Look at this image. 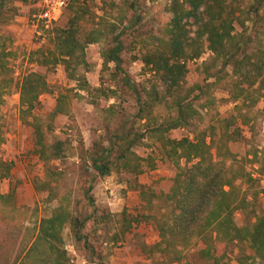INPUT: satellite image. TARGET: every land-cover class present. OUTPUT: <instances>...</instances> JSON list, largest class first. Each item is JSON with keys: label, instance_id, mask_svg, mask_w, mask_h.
<instances>
[{"label": "trees", "instance_id": "obj_1", "mask_svg": "<svg viewBox=\"0 0 264 264\" xmlns=\"http://www.w3.org/2000/svg\"><path fill=\"white\" fill-rule=\"evenodd\" d=\"M168 1L160 11L157 32L134 34L136 43L144 49L140 59L153 73L142 89L123 67L124 31L119 28L125 14L104 11L99 15L94 0H71L63 25L51 22L46 26V18L42 17L39 29L45 41L28 53L21 54L18 47L6 45L0 33V39L4 38L0 42V151L6 138L1 108L6 96L15 91L19 93L21 119L28 122L31 118L34 152L45 164L46 185L52 182L58 186L61 182L62 169L52 166V162L73 155L99 176L116 172L138 177L145 168L158 169L164 161L143 157L135 150L146 138L159 143L164 158L173 165L157 183L136 185L144 208L136 214L98 205L90 184L84 193L85 204L77 213L71 209L70 195L56 191L50 197L57 199L51 215L33 227L26 224L27 209L17 204L15 191L0 192V235L15 236V242L20 243L12 260L9 251L1 253L9 264H70L63 233L66 227L89 260L109 264L103 249L134 237L138 225L149 220L155 223L159 239L143 248L159 254L161 264L191 262L188 250L193 244L198 246V258L208 264H264V209L258 212L253 207L257 192L249 199L235 183L239 176L246 178L249 186L264 178V149L253 153L261 159L258 178L243 167L233 170L234 166L228 164L241 160L240 124H251L249 110L264 98V0ZM14 3L0 0V25L17 11ZM105 41L108 44L101 51L103 66L112 68L114 64L111 74L115 88L110 94L114 97L123 90L135 95V118L145 122V131L126 130V123L113 130L107 128L105 133L96 134L88 147L83 138L75 144L59 127L60 134L52 142L47 141L44 121L35 110L41 105V95L52 92V86L37 70H28L17 79L13 60L26 55L29 63L39 66L61 64L67 77L76 81L74 90H95L110 97L102 87H92L80 72L81 67L89 66L88 45ZM205 49L211 54L199 62ZM190 73L194 78L188 80ZM217 89L229 92L230 97L223 101L234 103L231 112L213 113ZM158 106L174 113L159 120L155 114ZM114 107H107L109 115ZM69 112L66 95L61 92L51 116ZM208 114H212L210 118ZM48 128L53 130L50 124ZM178 128L187 134L170 137V131ZM13 166L14 162L0 153V180L11 176ZM239 210L245 217L242 226L235 221ZM6 239L3 235L0 238V249ZM234 246L239 252L231 261L228 257Z\"/></svg>", "mask_w": 264, "mask_h": 264}, {"label": "rangeland", "instance_id": "obj_2", "mask_svg": "<svg viewBox=\"0 0 264 264\" xmlns=\"http://www.w3.org/2000/svg\"><path fill=\"white\" fill-rule=\"evenodd\" d=\"M66 1V6L61 12H50L52 23L49 22V24L63 25L67 21V7L71 0ZM94 1L95 9L99 15L103 14L104 11L114 14L121 11L125 14L126 19L123 24H120L119 28V31H124L122 39L125 49L121 53L124 60L123 67L135 80L139 88L142 89L148 83L149 78L153 76V73L145 67L140 59L144 49L136 43L134 34L135 31L157 32L159 30L160 11L169 1ZM14 4L17 7V11L13 13L7 23L0 25V33L5 38L2 39L6 42V45L18 47V52L24 54L38 48L45 41L39 29V23L41 18L45 17L44 23L47 25L48 17L44 14L46 9H48L47 2L44 0H15ZM128 24L131 25L130 28H126ZM2 39H0V42L3 41ZM107 44L108 42L105 41L88 45L86 52L89 66L81 67L80 72L85 75L92 87H102V90L110 94V89L115 88V81L112 79L111 74L114 64H111L112 68H105L101 57V51ZM210 54L211 51L205 49L198 61H204ZM13 63L17 79L28 70H37L46 75L52 86V92L41 95V105L35 110L36 115L44 121L47 141L52 142L60 134L62 129L59 127L65 129V132L69 134L75 144H77L79 138H83L88 147L91 146L93 137L96 134L105 133L107 128L113 130L126 123V130L133 128L135 131H145V122L135 118L137 100L134 94L119 90L117 96L112 97V94H110V97H106L99 95L95 90L91 93L84 90H74L76 81L67 77L64 66L61 64L55 67L39 66L35 63H29L26 60V55L25 57L21 55L19 58L14 59ZM193 78V73L187 76L188 80ZM61 92L66 95L70 112L69 114H58L53 118L51 114L55 109L57 97ZM214 95L218 102L213 113L217 111L220 113L231 112L233 110L234 103L223 101V99L230 97L228 91L217 89ZM112 104H115L114 113L109 115L106 109ZM19 108V93L14 91L6 96L1 108L4 124L2 133L6 138L1 146L0 153L4 159L13 161L14 166L11 176L0 180V192L15 191L17 204L27 209L28 220L26 224L29 226L34 227L38 225L42 218L51 215L57 199L51 200L50 197L56 191L66 192L70 195L71 209L77 213L85 204L84 193L90 184L93 185L92 193L98 205L119 213L124 209L131 213H139L144 208L142 207L140 191L136 188V185L138 183L145 185L155 184L173 169L172 163L164 158L163 150L159 143L146 138L135 147V150L143 157L153 156L159 162L164 161L163 166L158 169L145 168L144 172L138 177L116 172L99 176L96 175L92 168H86L78 155H73L64 160L52 162V166L62 169V174L59 175L61 182L58 186H55L52 182L50 185H46L47 171L45 164L34 152L35 135L30 122L31 118H29L28 122L23 121L19 114ZM249 111L253 118L251 124L249 126L240 124L243 129L242 158L234 164L230 161L228 164L229 166H234L233 170H239V168L243 167L245 172L252 173L253 177L258 178L261 159L259 156L254 157L253 153L256 150L264 149V98ZM172 113L174 111L165 106H158L155 109V114L159 120L167 118ZM211 115L208 114L207 118H210ZM253 122L254 124H252ZM49 124L52 125L53 130L47 129ZM186 134V130L181 128L173 129L169 133L170 137L173 138H181ZM235 183L242 192L247 193L249 199L257 192V200L253 207L258 212H261L264 209V178L254 181L249 186L246 178L239 176ZM235 221L239 226L245 223L242 211L239 210L235 213ZM63 233L70 264H95L75 244L69 227H66ZM1 234L7 239L3 242L0 249V264H9L6 258H2L1 253L9 251L10 259L12 260L16 253L19 252L17 249L20 243L15 242V236L12 237L2 232ZM2 235H0V238H2ZM158 239L155 223L152 220L143 221L138 225L137 233L134 237L103 249L106 254V261L109 264H152L153 262L161 264V256L159 254L145 252L143 248V245H152ZM99 248L102 249V245ZM197 249L198 246L195 244L189 248L188 252L190 253L191 262L186 264H208L198 258ZM238 252L239 248L234 246L229 254V260L235 261Z\"/></svg>", "mask_w": 264, "mask_h": 264}, {"label": "built area", "instance_id": "obj_3", "mask_svg": "<svg viewBox=\"0 0 264 264\" xmlns=\"http://www.w3.org/2000/svg\"><path fill=\"white\" fill-rule=\"evenodd\" d=\"M47 2V8L46 11L44 12L45 16L48 17V21L47 22V25L49 24V22H51V15H50V12L53 11V12H61L62 9L64 8V6H66V0H44Z\"/></svg>", "mask_w": 264, "mask_h": 264}]
</instances>
